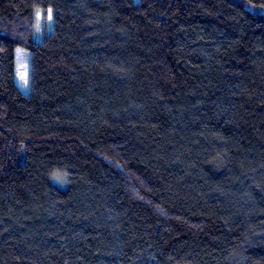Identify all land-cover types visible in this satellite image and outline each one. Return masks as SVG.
<instances>
[{"label":"trees","instance_id":"1","mask_svg":"<svg viewBox=\"0 0 264 264\" xmlns=\"http://www.w3.org/2000/svg\"><path fill=\"white\" fill-rule=\"evenodd\" d=\"M0 264H264V0H0Z\"/></svg>","mask_w":264,"mask_h":264},{"label":"rangeland","instance_id":"2","mask_svg":"<svg viewBox=\"0 0 264 264\" xmlns=\"http://www.w3.org/2000/svg\"><path fill=\"white\" fill-rule=\"evenodd\" d=\"M39 13V15H38ZM37 13V25L34 34L35 40H40L44 30L49 31L51 29V19H49L50 11ZM16 54V82L20 90L24 93L29 91V51L22 47L15 48ZM19 72H23L26 75L27 84H25L18 75Z\"/></svg>","mask_w":264,"mask_h":264},{"label":"snow or ice","instance_id":"3","mask_svg":"<svg viewBox=\"0 0 264 264\" xmlns=\"http://www.w3.org/2000/svg\"><path fill=\"white\" fill-rule=\"evenodd\" d=\"M38 15H39V13H38ZM48 18L51 19V15H50V14H49V17H48ZM18 75L20 76V79H21L25 84H27L26 75H25L23 72H19ZM58 179H59V177H58Z\"/></svg>","mask_w":264,"mask_h":264}]
</instances>
